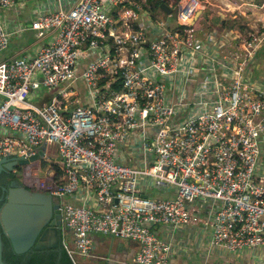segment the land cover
Returning <instances> with one entry per match:
<instances>
[{"label": "built area", "instance_id": "obj_1", "mask_svg": "<svg viewBox=\"0 0 264 264\" xmlns=\"http://www.w3.org/2000/svg\"><path fill=\"white\" fill-rule=\"evenodd\" d=\"M159 1L172 24L147 0L60 1L10 29L0 16V51L25 27L49 35L31 54L0 59V157L25 158L44 144L46 161L54 145L59 162L39 190L58 204V243L72 264L96 256L92 232L135 240L136 264H164L171 245L153 226L186 225L199 198L210 244L264 246V87L246 72L258 65L264 23L200 32L209 0ZM14 3L0 0V10ZM248 5L235 2L243 12ZM40 85L54 93L30 102ZM140 183L164 194L142 196Z\"/></svg>", "mask_w": 264, "mask_h": 264}, {"label": "crops", "instance_id": "obj_2", "mask_svg": "<svg viewBox=\"0 0 264 264\" xmlns=\"http://www.w3.org/2000/svg\"><path fill=\"white\" fill-rule=\"evenodd\" d=\"M60 1L63 2L62 5H66L67 0H15L14 5L9 9L0 10V16L3 25L7 29H10L15 24L28 25L34 9L38 7L54 8ZM248 1L250 5L243 12L241 7L236 8V0H209L208 7L199 13V20L196 27L201 32L208 28V26L217 23L224 16L228 18L239 16L243 20L244 26L247 22L252 21L255 23L256 21L264 23V0ZM260 3L263 4L261 7H254V4L259 6ZM116 11L117 8L113 7L109 13L112 16H116ZM155 13L159 15L163 14L157 11ZM140 16H138V21ZM165 16L163 18L166 20L167 17H172L167 14ZM117 23L121 27L120 22L118 21ZM48 37V34L37 37L34 30L28 27H25L23 31L16 34L10 33L6 47L0 51V59L21 54H31L36 45L46 41ZM85 61V57L79 59L78 69L83 67ZM257 61V67H250L246 71L247 77L253 83L264 87V46L258 51ZM76 80L80 97L86 101L83 82L80 78ZM48 97L49 93L43 94L38 102L48 100ZM262 151V154H264V145L262 146ZM262 161L264 162L263 159ZM140 181L147 183L145 179H141ZM138 186L141 193H146V189L149 190L142 183ZM163 194L164 190L160 188V195ZM71 200L79 202L82 199L75 197L71 198ZM192 207L194 208V214L186 225L173 227L169 224L159 223L153 226L156 233L171 245L172 250L167 254L164 264H264V246H252L241 250L228 251L221 246L210 244V227L207 220L210 216L208 203L199 198L193 201ZM90 238L92 252L96 254V257L103 254L108 244L110 246L108 252L110 257H113L111 259L113 264H136L132 259L138 247L135 240L97 232H92ZM87 261L86 257L84 264H87Z\"/></svg>", "mask_w": 264, "mask_h": 264}, {"label": "water", "instance_id": "obj_3", "mask_svg": "<svg viewBox=\"0 0 264 264\" xmlns=\"http://www.w3.org/2000/svg\"><path fill=\"white\" fill-rule=\"evenodd\" d=\"M158 7L165 13L170 11L164 2H160ZM43 149L44 144L25 158L1 156L0 171L13 170L18 164L42 156ZM4 192L0 203V264H6L1 260V235L8 238L16 253L23 252L30 246L36 249L57 246L60 213L58 204L52 201L50 194L39 189H30L18 182L10 184ZM109 250L110 246L107 244L103 254L87 258V264H113Z\"/></svg>", "mask_w": 264, "mask_h": 264}, {"label": "trees", "instance_id": "obj_4", "mask_svg": "<svg viewBox=\"0 0 264 264\" xmlns=\"http://www.w3.org/2000/svg\"><path fill=\"white\" fill-rule=\"evenodd\" d=\"M159 3V0H147L144 7L153 14L155 11H159ZM218 23L225 27H237L239 29L244 27L243 20L239 16L232 20L221 19ZM131 27H135V24L132 23ZM26 187L32 189L29 186ZM1 260L6 264H72L59 243L55 247L39 249L30 246L25 251L16 253L12 250L8 238L4 235H1Z\"/></svg>", "mask_w": 264, "mask_h": 264}, {"label": "rangeland", "instance_id": "obj_5", "mask_svg": "<svg viewBox=\"0 0 264 264\" xmlns=\"http://www.w3.org/2000/svg\"><path fill=\"white\" fill-rule=\"evenodd\" d=\"M165 15H166V13H163V14H161V17L165 18L166 17ZM167 21H168V23L172 24L173 23V17H167ZM36 91H37V94L35 96H31V94H30L31 97L29 96L28 100L35 102V103H38V101L40 100V97L43 94L54 93V88L40 85V89L39 90L36 89ZM43 157L47 158L46 161H42L45 158L38 157L36 159L29 160L26 163H23L20 165L18 164V165H16V168L14 170H12L17 175L18 180L22 184L29 186V187H34L36 189H43V187L39 185L38 179L42 177L44 179V181H46L47 176H46V173L44 170L49 167L48 164L59 162V158L55 152L53 144H50L47 146L45 154ZM261 159L264 160V154L261 155ZM33 167L36 168L34 175H32V173H31V168H33ZM146 190H145L146 193H148L150 195L160 196V188H158V187H155V188L151 187V188H149V190L148 189H146ZM64 199H66V197H64ZM97 233H99V232H97ZM100 235H102V234H100ZM84 260H85V258L83 256H78V262L80 264L83 263Z\"/></svg>", "mask_w": 264, "mask_h": 264}, {"label": "flooded vegetation", "instance_id": "obj_6", "mask_svg": "<svg viewBox=\"0 0 264 264\" xmlns=\"http://www.w3.org/2000/svg\"><path fill=\"white\" fill-rule=\"evenodd\" d=\"M16 168V166H14ZM14 174V175H13ZM18 182L22 184L18 178L17 175L12 171H0V203L3 200L4 196V190L12 183ZM24 185V184H23ZM33 189V188H32Z\"/></svg>", "mask_w": 264, "mask_h": 264}]
</instances>
